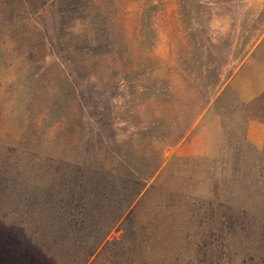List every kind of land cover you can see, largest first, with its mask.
I'll return each mask as SVG.
<instances>
[{
	"label": "rangeland",
	"instance_id": "rangeland-1",
	"mask_svg": "<svg viewBox=\"0 0 264 264\" xmlns=\"http://www.w3.org/2000/svg\"><path fill=\"white\" fill-rule=\"evenodd\" d=\"M263 32L264 0H0V264H264L229 83ZM214 119L220 157L175 154Z\"/></svg>",
	"mask_w": 264,
	"mask_h": 264
},
{
	"label": "crops",
	"instance_id": "crops-1",
	"mask_svg": "<svg viewBox=\"0 0 264 264\" xmlns=\"http://www.w3.org/2000/svg\"><path fill=\"white\" fill-rule=\"evenodd\" d=\"M264 49V32L262 33ZM239 82L244 84L240 85ZM234 86L240 100L245 103L247 122L243 129L245 141L257 150L264 148V60L246 59L229 81ZM262 99V103H261ZM258 104L262 109H258ZM258 109V110H257ZM219 123L214 119L175 148L177 156L216 159L221 155ZM216 131L213 132L212 131ZM221 133V132H220ZM207 186V185H206ZM208 186H210L208 184ZM212 190H206L198 196L210 197Z\"/></svg>",
	"mask_w": 264,
	"mask_h": 264
},
{
	"label": "trees",
	"instance_id": "trees-1",
	"mask_svg": "<svg viewBox=\"0 0 264 264\" xmlns=\"http://www.w3.org/2000/svg\"><path fill=\"white\" fill-rule=\"evenodd\" d=\"M226 90H229L228 87L226 88ZM223 92V91H222ZM240 103V102H239ZM139 194V191L135 193V195H138ZM135 195L133 194L131 197V202L130 204L128 205V208H130V206H132V204L134 203V200H135Z\"/></svg>",
	"mask_w": 264,
	"mask_h": 264
}]
</instances>
